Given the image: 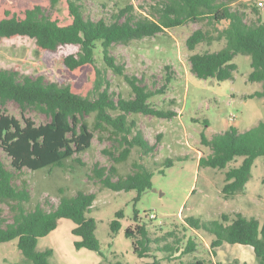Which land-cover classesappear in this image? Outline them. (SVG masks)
<instances>
[{
	"label": "trees",
	"instance_id": "obj_1",
	"mask_svg": "<svg viewBox=\"0 0 264 264\" xmlns=\"http://www.w3.org/2000/svg\"><path fill=\"white\" fill-rule=\"evenodd\" d=\"M66 1L71 17L68 24L52 18L40 5L25 9L22 16L7 10L0 18V37L28 36L37 46L50 50L61 45H78L75 53L64 57V64L71 70L91 64L95 70L91 89L81 94L74 92L69 83L0 68V105L14 101L22 112L33 109L49 117L47 122L36 124L29 117L22 116L20 120L0 111V151L10 160L8 168L0 157V202L8 204L13 211L11 222L0 216V242L16 239L23 255L21 264H53L50 257L54 250H39L37 243L40 237L57 227L60 218H68L73 223L71 233L79 237L73 241L75 248L100 251L95 234L96 220L89 215L96 194L78 191L72 196H61L51 209L37 204L28 210L24 205L30 200L26 180L20 184L15 180L23 169L63 167L68 159L80 162L77 155L92 146L95 132L100 140L111 141L109 149L103 150L113 163L108 168L97 164L93 167L95 178L109 189H133L139 198L152 187L153 168L161 165L162 172L163 167L172 165L170 158L155 161L151 166L135 160L131 172L113 179L118 172L116 164L127 160L134 148L144 157L154 156L156 145L145 137L134 115L150 114L160 118L176 115L175 110L158 108L151 102L153 96L164 94L174 79L171 67L165 66L163 84L150 88L143 78L128 73L124 63L116 59L111 51L114 44L127 45L166 29L205 20L206 28L194 29L186 38L187 48L193 51L198 44L213 42H223V45L218 50L190 53V71L201 79H232L237 68L234 57L248 55L251 67L248 80L261 82V89L249 96L264 98V21L257 4L231 6L238 0H155L147 14H135L133 6L126 4L108 19H92L84 15L78 0ZM251 12L255 17H250ZM97 57L101 58L102 66L97 65ZM109 70L124 79L130 89L128 97H116L111 90ZM91 114L92 125L86 119ZM200 140L210 152L199 157L198 167L223 172L222 196L228 199L244 192L255 158L264 156V121L245 130L229 125L211 137L201 133ZM159 141L158 133L156 142ZM238 157H242L241 162L232 164ZM261 181L264 184V175ZM122 217L121 209L115 212L110 222L112 234L121 228ZM159 228L161 233L154 237L145 223L129 225L124 230L138 257H148L152 251L162 253L161 257L152 255L151 260L142 264H218L213 258L207 260L205 255L214 256V249L223 243L250 246L257 264H264V223L260 225L255 217H246L241 212H222L218 218L207 220L186 215L183 221L170 223L166 230L163 226ZM201 233L210 237L208 243L203 241ZM199 250L203 253H198Z\"/></svg>",
	"mask_w": 264,
	"mask_h": 264
},
{
	"label": "rangeland",
	"instance_id": "obj_2",
	"mask_svg": "<svg viewBox=\"0 0 264 264\" xmlns=\"http://www.w3.org/2000/svg\"><path fill=\"white\" fill-rule=\"evenodd\" d=\"M259 1L263 3L258 9L264 21V0H238L231 3V6L257 4ZM78 2L85 16L92 19H108L111 13L126 4L133 6L135 14H147L155 0ZM34 5H40L61 24L71 22L66 0H57L55 3L52 0H0V18L5 16L7 10L22 16L25 9ZM250 17H255L252 12ZM206 25L205 20L188 22L152 37L133 40L127 45L114 44L111 49L116 59L124 63L126 71L143 78L144 84L150 88L163 84L165 66L171 67L174 78L165 93L153 96L151 102L158 108L175 110L176 115L169 118L141 113L134 115L145 137L156 145L154 156L144 157L134 148L127 160L116 164L118 172L113 175L114 180L119 175L124 176L131 172L135 160L151 166L155 161L172 159V165L163 167L162 172L159 170L161 165L153 168L152 187L145 190L139 198L136 190L115 191L103 186L95 178V164L108 168L113 163L103 150L109 149L111 141L107 138L100 140L98 132H95L92 146L77 155L80 162L68 159L63 167L35 171L25 168L17 173L16 183L20 184L23 179L26 180L30 193V200L24 204L28 210L37 204L51 209L58 204L61 196H72L78 191L96 194L89 215L96 220L95 234L100 251L75 248L73 241L79 237L71 233L73 223L68 218H60L57 227L40 237L37 243L39 250H54L50 257L53 264H142L151 260L152 255L161 257L162 253L158 251H152V254L144 258L133 252L131 238L125 236L124 230L136 223H145L152 237L161 233L159 226L166 230L170 223H179L186 215L207 220L218 218L222 212H241L246 217H255L260 225L264 223V184L261 181L264 175V156L255 158L244 192L228 199L220 192L224 182L223 172L210 167H198L199 157L210 152V148L201 143V133L211 137L214 133L226 130L229 124L239 130H245L260 120L264 121V98L249 96L261 89V82L248 80L251 71L248 55L238 54L234 57L237 68L232 79H201L190 71V53L218 50L223 45V42H213L210 45L198 44L193 51L187 48L188 35L194 29L206 28ZM78 47L75 44H67L50 50L37 46L34 39L28 36L0 37V68L18 70L33 77L43 75L46 80L69 83L74 92L86 94L95 79L94 67L85 64L71 70L64 64V57L75 53ZM96 55L100 57L98 52ZM99 57L96 63L102 66ZM107 77L116 97L130 95V89L122 77L114 75L110 70ZM0 111L14 115L20 120L22 116L29 117L36 124L49 120L47 115L33 109L22 112L14 101L0 105ZM86 119L90 125L93 124L92 114ZM158 133L160 141L156 142ZM0 157L9 168L10 160L6 154L0 151ZM241 159L242 157H238L232 164H239ZM193 189L194 192L191 193ZM119 209L123 212V217L120 218L121 228L112 234L110 222ZM0 216L7 222L13 220V211L8 204L0 202ZM201 236L205 243L209 242L208 235L201 233ZM238 248L249 247L237 243H223L214 249V256L206 253L205 257L207 260L213 258V262L218 264H248L250 260H247L246 254ZM22 258L16 239L0 242V264H21Z\"/></svg>",
	"mask_w": 264,
	"mask_h": 264
},
{
	"label": "crops",
	"instance_id": "obj_3",
	"mask_svg": "<svg viewBox=\"0 0 264 264\" xmlns=\"http://www.w3.org/2000/svg\"><path fill=\"white\" fill-rule=\"evenodd\" d=\"M230 125V124H229ZM198 159V158H197ZM243 246H247V247H249V248H251L250 246H248V245H243ZM248 248V249H249ZM239 249V248H238ZM239 249V250H242L243 251V253H245L246 254V258H247V260H250V262H248V264H257V261H256V258H255V255H254V253H253V250H252V248L251 249ZM252 250V251H251ZM245 264H247V262H244Z\"/></svg>",
	"mask_w": 264,
	"mask_h": 264
},
{
	"label": "built area",
	"instance_id": "obj_4",
	"mask_svg": "<svg viewBox=\"0 0 264 264\" xmlns=\"http://www.w3.org/2000/svg\"><path fill=\"white\" fill-rule=\"evenodd\" d=\"M257 5L258 6H263V3L261 2V1H259L258 3H257ZM152 217L154 216V215H151Z\"/></svg>",
	"mask_w": 264,
	"mask_h": 264
}]
</instances>
